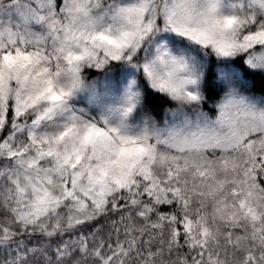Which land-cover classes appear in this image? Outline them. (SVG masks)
Returning <instances> with one entry per match:
<instances>
[{"label": "snow or ice", "instance_id": "obj_1", "mask_svg": "<svg viewBox=\"0 0 264 264\" xmlns=\"http://www.w3.org/2000/svg\"><path fill=\"white\" fill-rule=\"evenodd\" d=\"M0 264H264V0H0Z\"/></svg>", "mask_w": 264, "mask_h": 264}]
</instances>
